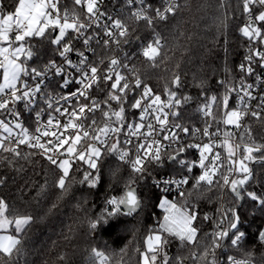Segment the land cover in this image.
I'll return each mask as SVG.
<instances>
[{
	"label": "snow or ice",
	"instance_id": "1",
	"mask_svg": "<svg viewBox=\"0 0 264 264\" xmlns=\"http://www.w3.org/2000/svg\"><path fill=\"white\" fill-rule=\"evenodd\" d=\"M124 5L127 11L117 16L103 7V0H72V7L63 11L61 0H16L14 10L6 14L0 7V164L13 167L39 154L58 170L55 186L67 193L73 183L98 186L102 155L128 163L134 175L125 182L123 194L107 198L103 212L89 222L96 230L110 219L142 210L135 184L148 164L160 166L165 158L176 161L194 151L197 159H179L188 175L154 179L163 217L144 240L140 264H170L172 258L164 249L171 239L181 248L194 244L199 252L193 256L202 264H250L233 255L220 260L216 251L225 247V240L239 248L245 239L235 202L247 198L264 208V192L251 189L257 182L252 165H264V142H257L245 124L247 117L264 120V0H237L242 19L238 31L245 38L246 54L233 70L225 49L224 75L211 90L201 79L195 85L201 90L198 101L182 91L178 73L162 92L141 78L134 58L143 57L150 67L167 59L166 41L159 32L140 43L137 52L124 50L135 25L142 21L153 28L157 20L167 21L187 4L124 0ZM224 18H218L221 25ZM33 41L46 42L52 54L34 62L39 52ZM194 101L202 127L183 122ZM26 115L31 125L25 123ZM231 129L239 133L238 141ZM197 168L199 174L191 177ZM75 173H81L79 180ZM190 179L193 191L184 188ZM6 183L0 176V185ZM172 186L177 199L168 196ZM213 191L220 194L219 215L205 214L203 221L214 222L215 228L201 233L190 198L194 192L199 200ZM225 195L231 198L230 206L222 202ZM34 220L0 196V264H18ZM258 236L264 241V230ZM92 252L95 264H109L104 252ZM183 259L177 256L174 264H183Z\"/></svg>",
	"mask_w": 264,
	"mask_h": 264
},
{
	"label": "trees",
	"instance_id": "2",
	"mask_svg": "<svg viewBox=\"0 0 264 264\" xmlns=\"http://www.w3.org/2000/svg\"><path fill=\"white\" fill-rule=\"evenodd\" d=\"M180 3L187 6L182 7L176 15L169 16L167 21L157 23L161 31L168 33L164 50L167 59L159 67H150L140 56L134 58V63L141 78L161 92L173 73L180 74L184 84L182 91L198 101L201 90L195 85L205 79L208 81L206 87L214 89L216 80L224 75L225 49L228 66L233 70L246 54L245 38L238 31L242 23L241 9L237 6V0H224L223 7L220 0H180ZM15 6L16 0H2L0 4L5 14L13 11ZM61 7L71 8L72 0H61ZM218 18H224L223 25ZM135 29L129 37V45L137 52L140 43L150 40L156 31L144 22L135 25ZM33 44L39 52L34 62L47 59L52 54L46 42L33 41ZM195 104L196 101L188 106L184 122L202 127ZM245 124L250 127L257 142H264V120L249 117ZM184 155L191 156V153ZM179 159L171 161L165 158L162 165L150 164V167L159 174L188 175L186 169L179 166ZM98 167L100 182L96 188L73 183L67 193H62L55 186L58 170H52L39 154L13 167L0 164V176L7 180L6 184L0 185V196L5 197L19 213L35 217L24 236V255L18 264H95L93 249L104 252L109 257V264H140L144 240L151 229L158 227V221L163 217L162 210L157 207L161 192L149 177H139L135 187L143 201L142 210L132 215L117 216L93 230L89 222L103 212L106 199L123 194L125 182L134 175L130 165L115 155H102ZM252 167L257 182L252 183L251 189L264 192V165L254 164ZM117 168L119 171L113 177L111 172ZM199 172L200 169H195L191 177ZM75 175L77 180L81 178V173ZM193 183L194 180L190 179L186 187L188 191H193ZM190 199L199 214L197 223L201 233L212 232L215 223L203 221V216L218 217L216 210L221 204L220 194L207 192L197 200L194 192ZM222 202L225 206L232 203L228 195L223 197ZM53 204L56 207L50 212ZM235 206L241 217V230L246 236L239 248H232L230 242L225 240L227 251L264 264V241L258 236L264 228V208L247 198L235 202ZM201 233H198V239H202ZM164 251L172 258L170 264H174L177 256L184 258L183 263L188 259L190 264H202L193 256L194 252H199L194 244L181 248L178 240L171 239ZM162 256L163 253L159 259L162 260Z\"/></svg>",
	"mask_w": 264,
	"mask_h": 264
},
{
	"label": "built area",
	"instance_id": "3",
	"mask_svg": "<svg viewBox=\"0 0 264 264\" xmlns=\"http://www.w3.org/2000/svg\"><path fill=\"white\" fill-rule=\"evenodd\" d=\"M152 2L156 5L160 4L161 3V0H152ZM180 2V0H179ZM103 7L108 11L110 12L113 16H117V15H120L122 13H125L127 11V9L125 8V5H124V0H103ZM65 8H68V7H61V10L63 11ZM70 9V8H69ZM160 22L159 20H157L154 24V30L156 32H159L161 34V36L164 38V40L167 38L168 36V33L167 32H163L160 30V28L158 27L157 23ZM142 23V21L140 22ZM124 50L125 51H128V52H135L129 44L125 45L124 46ZM134 63V59L132 61ZM98 96H101L102 97V94H97ZM255 103V102H253ZM96 117L98 120L101 119V115L100 113H96ZM249 118V117H247ZM247 118H245V123H246V120ZM184 122V121H183ZM25 123L28 124V125H31L32 124V121L29 117H27V115L25 116ZM185 123V122H184ZM186 124V123H185ZM187 125V124H186ZM200 127V126H199ZM231 131H233L234 133H236V138H237V141L239 140V133L236 132L235 129H231ZM26 150V148L24 149ZM191 153V156H186V155H183L181 159H185V160H193V159H197V154L194 152V151H189ZM188 152V153H189ZM179 166L180 167H183L180 165L179 163ZM143 175H146L147 177H149L150 181L152 184H154V179L156 178H159V177H163V176H171L172 178H181L185 175H172V174H167V173H157L156 171H154L151 167H150V164L147 165V171L143 174ZM155 185V184H154ZM156 186V185H155ZM187 185L184 186V188L186 189ZM160 190V189H159ZM168 196L171 198V199H177V189L175 188V186H172L171 187V190L170 192L168 193ZM264 230V228H263ZM224 245H225V241H224ZM216 254H217V257L220 259V260H224L226 258L227 255H233L235 256L237 259H240V260H248L250 261V264H258L257 262L253 261V260H250L248 258H245V257H240L238 255H235V254H231L227 251V247L225 245L224 248L222 249H217L216 251ZM183 264H190V261L187 259L184 261Z\"/></svg>",
	"mask_w": 264,
	"mask_h": 264
}]
</instances>
